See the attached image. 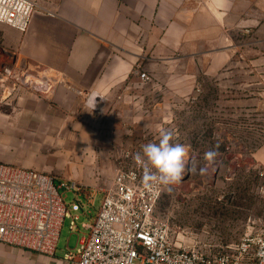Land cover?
Segmentation results:
<instances>
[{
  "label": "rangeland",
  "instance_id": "obj_1",
  "mask_svg": "<svg viewBox=\"0 0 264 264\" xmlns=\"http://www.w3.org/2000/svg\"><path fill=\"white\" fill-rule=\"evenodd\" d=\"M237 37L228 51L172 60L163 75L160 67L149 68L150 79L137 74L142 82L124 99L95 107L86 101L81 115L37 99L45 76L27 63L16 65L2 45L0 160L27 163L57 180L109 183L124 150L157 143L161 128L172 130L174 143L191 146L192 171L171 192L163 190L157 213L176 243L210 255L232 250L264 223V42L251 30ZM209 150L218 153L213 162L204 159ZM61 192L67 204L76 199ZM78 199L86 203L80 224L95 216L101 196L93 205ZM70 221L63 222L59 248L68 238L77 244Z\"/></svg>",
  "mask_w": 264,
  "mask_h": 264
},
{
  "label": "crops",
  "instance_id": "obj_2",
  "mask_svg": "<svg viewBox=\"0 0 264 264\" xmlns=\"http://www.w3.org/2000/svg\"><path fill=\"white\" fill-rule=\"evenodd\" d=\"M250 30L264 42V0H39L26 32L0 23V49L45 76L36 96L45 106L81 115L86 101L124 99L142 82L139 70L163 75L172 60L228 51ZM75 247L68 238L48 255L0 242V264H73L64 254Z\"/></svg>",
  "mask_w": 264,
  "mask_h": 264
},
{
  "label": "built area",
  "instance_id": "obj_3",
  "mask_svg": "<svg viewBox=\"0 0 264 264\" xmlns=\"http://www.w3.org/2000/svg\"><path fill=\"white\" fill-rule=\"evenodd\" d=\"M38 7L39 0H0V23L24 33ZM138 75L150 79L146 72ZM140 151L124 150L112 181L91 185L0 161V242L52 255L69 217L78 239L64 259L73 264H264V223L219 254L176 243L168 221L157 213L163 190L144 188L143 171L132 158ZM61 190L74 192L76 199L67 204ZM99 195L95 216L79 224L86 203L78 198L93 205Z\"/></svg>",
  "mask_w": 264,
  "mask_h": 264
},
{
  "label": "clouds",
  "instance_id": "obj_4",
  "mask_svg": "<svg viewBox=\"0 0 264 264\" xmlns=\"http://www.w3.org/2000/svg\"><path fill=\"white\" fill-rule=\"evenodd\" d=\"M173 140L174 132L161 128L157 143L144 144L141 151L133 155L134 163L143 171L142 183L145 189L171 192L172 186L181 182L186 171H192L189 166L191 146L174 143ZM217 154L209 150L204 154V159L213 162Z\"/></svg>",
  "mask_w": 264,
  "mask_h": 264
}]
</instances>
